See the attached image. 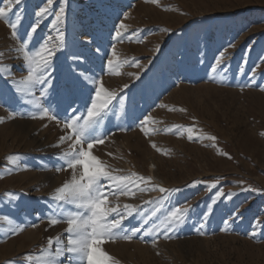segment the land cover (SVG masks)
I'll use <instances>...</instances> for the list:
<instances>
[{"label": "rangeland", "instance_id": "rangeland-1", "mask_svg": "<svg viewBox=\"0 0 264 264\" xmlns=\"http://www.w3.org/2000/svg\"><path fill=\"white\" fill-rule=\"evenodd\" d=\"M45 5L13 7L16 39L0 20V65L10 68L0 73V264H37L25 257L39 255L49 237L66 242V223L49 222L60 211L52 193L71 176L57 171L67 145H56L71 110L90 106L92 79L117 93L93 155L117 175L152 177L135 197H109L139 209L123 227L141 231L104 243V251L119 264H264V0H55L52 13L65 8L64 42L48 84L33 89L37 108L15 90L13 81L27 75L15 49L37 21L32 47L57 36L54 15L36 16ZM122 23L127 31L117 39ZM113 46L118 61H128L119 75L107 68ZM43 109L60 123L40 119ZM149 116L156 131L146 137L140 122ZM177 207L189 210L166 238L161 222Z\"/></svg>", "mask_w": 264, "mask_h": 264}, {"label": "snow or ice", "instance_id": "snow-or-ice-1", "mask_svg": "<svg viewBox=\"0 0 264 264\" xmlns=\"http://www.w3.org/2000/svg\"><path fill=\"white\" fill-rule=\"evenodd\" d=\"M151 2L155 3L157 0H151ZM20 3L21 0H0V4L4 5L0 7V20H3L12 30L11 35L14 39L18 38L17 29L21 18L17 16L16 21L13 22L9 13L12 12L13 7ZM54 3L55 0H46V5L36 12V16L54 15L53 28H55L57 36L55 38L49 36L38 47H32L27 37L37 31L39 26V21H37L31 26L30 32L21 38L22 42L15 49L27 69L26 76H23L19 81H13L15 90L17 93L32 97L27 103L33 104L37 108L41 106L39 100L34 96L33 89L38 85L48 84L51 76L49 69L52 67L53 58L64 42V33L60 30L59 25L63 23L65 8L61 6L58 12L52 13L51 8ZM126 31L127 26L122 23L116 30V38L122 39L123 33ZM223 56L224 53H221L217 58V65L222 62ZM123 63H128V61L119 62L115 46H113L112 58L107 60L109 74L119 75L120 73L116 69L122 67ZM9 71L8 66L0 65V73H8ZM213 71H216V68H213ZM89 82L93 85L92 91L94 93L90 96V106L86 108L85 113L80 115L76 114V109L71 110V115H68L62 123L64 135L59 137V142L56 145H67L60 157L64 164L57 171L70 169L71 176L52 193L51 198L57 203V208L60 211L58 214L54 213L49 222L52 225L61 222L66 223V242L60 236L49 237L47 246L41 249L39 255L34 257L29 254L25 257L30 262L35 260L37 264H60L61 260L66 257L69 264H119L104 251L102 245L116 239L131 241L135 234L141 231L139 227L127 231L123 227V221L132 217L134 213H138L139 209L132 204L114 203L110 201L109 197H115L116 201L119 200L120 196L135 197L137 191L146 190L152 181V177H144L134 172L130 175H117L115 174L116 170L111 169L106 162L93 155L91 150L94 145L104 143L103 138L95 135L96 130L107 115L109 106L117 98V93L106 88L102 79H92ZM127 87V84L123 86V88ZM46 94L47 89L42 88L41 95ZM32 118L37 117L33 116ZM39 118L57 120V117L51 114L48 109H43ZM2 122L3 119L0 118V123ZM57 123L60 121L57 120ZM152 123L155 121L150 116L140 122V130L146 137L150 132L156 131V129L148 127ZM174 127L179 128L181 126ZM187 132L189 133L188 139L192 140L193 129L188 128ZM205 138L211 141L216 140L214 136ZM151 146L157 151H162L157 148L155 143H152ZM8 159L15 164L18 157L10 156ZM141 184L145 187H141ZM211 187L215 188L216 185L212 184ZM156 188L160 193L171 191L159 185H155L153 190ZM222 195L224 194L219 192L217 198ZM145 203H151V201H145ZM188 210L187 207H177L164 217L161 223L166 230V238H169L167 231L174 230L184 223ZM153 215H155V211ZM155 243L153 241L154 246ZM53 245H55L54 249Z\"/></svg>", "mask_w": 264, "mask_h": 264}]
</instances>
